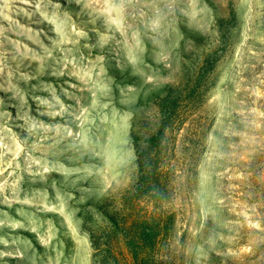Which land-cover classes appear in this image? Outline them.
Instances as JSON below:
<instances>
[{"label":"rangeland","instance_id":"1","mask_svg":"<svg viewBox=\"0 0 264 264\" xmlns=\"http://www.w3.org/2000/svg\"><path fill=\"white\" fill-rule=\"evenodd\" d=\"M0 264H264V0H0Z\"/></svg>","mask_w":264,"mask_h":264}]
</instances>
